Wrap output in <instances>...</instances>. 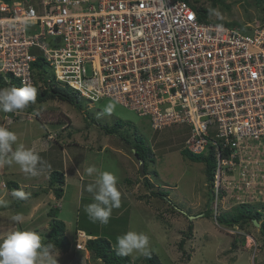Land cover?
Masks as SVG:
<instances>
[{"label": "built area", "instance_id": "built-area-1", "mask_svg": "<svg viewBox=\"0 0 264 264\" xmlns=\"http://www.w3.org/2000/svg\"><path fill=\"white\" fill-rule=\"evenodd\" d=\"M249 30L202 20L187 0H0V84L107 96L153 129L189 124L183 148L215 151L219 189L264 151V23Z\"/></svg>", "mask_w": 264, "mask_h": 264}, {"label": "rangeland", "instance_id": "rangeland-1", "mask_svg": "<svg viewBox=\"0 0 264 264\" xmlns=\"http://www.w3.org/2000/svg\"><path fill=\"white\" fill-rule=\"evenodd\" d=\"M192 2L195 3L194 0ZM226 2L230 7L219 6L214 17L228 23L224 25L250 31L257 24L264 23V2ZM199 4L208 6L209 2L200 0ZM11 81L16 87L17 82ZM78 97L79 106L56 99L35 103L33 107L15 113L0 111V123L6 120L8 128L18 135V143L26 148H30L34 137L47 138L48 133H52L54 143L51 144H55L47 153H38L41 158L47 155L48 159L42 158L45 166L36 176L22 172L16 164L11 167L6 165L0 171V206L6 209L9 198L16 213L23 215V212H17L18 205L29 209L45 198L40 205L44 208L37 211L32 222L21 225H14L12 219L0 222V239L11 231L30 229L40 233L44 242L53 219L47 211L56 206L59 208L57 218L65 222V235L70 242L68 250L61 249L63 253L57 257L58 264H87L83 258L84 251H78V257L73 259L79 231L107 237L114 245L118 236L130 230L148 235L149 249L158 254L162 264H264V237L260 226L248 224L244 228H229L219 225L216 219L221 211L243 202L262 209L264 151L255 152L249 167L238 165L228 172L233 179L221 183L219 189L216 188L219 196L215 194L211 201L205 164L191 161L181 153L191 135L189 124L177 123L153 129L148 116L142 117L110 97L104 96L97 101ZM109 103L114 104L111 114L104 112ZM16 114L17 117H14ZM117 120L131 122L120 131L129 135L132 142L141 135L153 150L156 162H149V178L155 185L153 190L157 191L159 186L169 191V200L151 194L152 188L150 190L145 186L140 163L130 148L117 136L106 134L101 129V125L112 127ZM257 161L256 167L254 163ZM93 165L100 171L114 173L122 193L121 206L113 209L107 225L92 222L85 212V206L94 202L93 193L87 191V186L96 178L95 174L87 175L85 169ZM49 169L65 174L62 198L54 195L47 200V193L51 191L54 194L50 187L52 174L45 173ZM45 177L49 178L47 182ZM14 180L24 185L23 190L29 195L27 200H18L7 194L10 190H18L12 184ZM28 180L30 184H27ZM4 183L8 187L3 186ZM44 188L47 191H43ZM222 191L224 194L220 196ZM35 192H38L39 198H35ZM46 200L48 203L45 205ZM0 217L4 216L0 214ZM190 226L192 232L189 234ZM183 238L185 243L180 248ZM234 241L236 247H233ZM131 258L135 264H144V255L140 253H133ZM91 260V263L104 264L95 257L93 260L96 261Z\"/></svg>", "mask_w": 264, "mask_h": 264}, {"label": "clouds", "instance_id": "clouds-1", "mask_svg": "<svg viewBox=\"0 0 264 264\" xmlns=\"http://www.w3.org/2000/svg\"><path fill=\"white\" fill-rule=\"evenodd\" d=\"M36 101L37 89L32 85L0 88V111L5 113L22 111ZM113 109L114 104L109 103L104 108V112L111 114ZM13 145H16L15 150ZM13 164L19 165L22 172L31 176L38 175L45 166V162L37 152L18 143V135L14 131L0 126V166L11 167ZM85 171L87 175L95 174L96 177L94 182L87 186V191L93 193L94 202L85 206V212L92 222L107 225L113 209L121 206L122 193L118 188V178L114 173L100 171L94 165L87 167ZM4 185L6 186L5 183ZM11 194L18 200L29 198L22 189L15 190ZM11 219L17 224L23 223V216L20 214L13 215ZM149 242V237L145 233L130 230L116 238L113 251L121 257H130L133 253L149 256ZM58 256L59 249L56 245L44 243L40 233L35 230H14L0 239V264H58Z\"/></svg>", "mask_w": 264, "mask_h": 264}, {"label": "trees", "instance_id": "trees-1", "mask_svg": "<svg viewBox=\"0 0 264 264\" xmlns=\"http://www.w3.org/2000/svg\"><path fill=\"white\" fill-rule=\"evenodd\" d=\"M10 1V0H6ZM191 3L192 0H187ZM195 3L194 7L198 11V14L202 20L210 21L216 24H228L225 21H222L221 19H215V13L219 6H226L227 8L230 7V5L226 2V0H208L209 5L206 6L204 4H199L200 0H194ZM257 3L263 4L264 0H256ZM263 12H264V6ZM35 66L41 69L39 76H43L45 67L44 62L41 60L37 61L35 63ZM2 79V77H0ZM14 80V79H12ZM17 82L16 87H22L20 82L18 80H15ZM13 84V83H12ZM5 83L0 84V88H4ZM37 89V101L36 103L45 102L48 100H61L66 103L72 104L73 106H79L78 105V94L72 90H70L67 87H61V86H54L53 83L49 84L46 88H40L36 87ZM34 104H30L28 108L33 107ZM91 119V118H90ZM131 124V122H124L117 120L114 122V124L111 126L107 125H101V129L106 134H112L117 136L120 140L123 141L124 144H126L127 147L130 148L131 152L134 154V157L139 161L140 167H141V173L144 176V184L147 188L151 190V194L153 196H161L162 198L169 200V191H166L164 189H161L158 186V190H153L154 183L151 182L149 178V162H156L155 155L153 153V150H151L150 147H148L146 144V141L144 140V137L136 136V139L134 142L130 139L129 135H125L123 132L120 131L121 128L124 126ZM70 136V134L68 135ZM181 153L184 157L189 158L191 161L194 162H200L205 164V173L208 181L209 186V195L211 201H213L215 194L219 196V192H217L215 188V173H216V153L214 150H210L207 154L205 153H194L189 151L188 149L182 148ZM157 175V172H154ZM52 177L50 180V187L53 191L54 195L57 198H62L64 195V185H65V174L64 172H61L59 170H52L51 172ZM129 183L131 181L127 179ZM12 184L14 188L20 189L19 184L16 181H12ZM148 189V190H149ZM47 191V189H43V191ZM224 192H221L220 196H223ZM34 195H38V192H35ZM261 208H254V204L252 203H246L243 202L238 205H234L233 207L229 208L228 210L221 211L217 216L216 219H218L219 225L226 226L229 228L233 227H240L244 228L248 224L253 223V219H256L260 223V232L262 236L264 237V203L260 204ZM58 207H53L51 210H49L48 215L52 217L51 221V227L48 231V235L44 243H54L57 248L62 250H68L70 246V242L65 235L66 231V224L63 220L57 218L58 217ZM212 212V208L210 209ZM207 214V213H206ZM192 232V226H190V232ZM90 235H94V238H89L86 241V247L88 250H90L94 257L97 259H101L104 264H135L130 257H121L117 256L116 253L113 251V244L110 241L109 238L98 235L97 233L88 232ZM188 234V235H189ZM189 237V236H187ZM186 237V238H187ZM185 243V238H183L180 241V248H183ZM234 241L233 247L237 246ZM150 250V249H149ZM185 252V251H184ZM144 264H162L160 261V258L156 252L153 250H150L149 256H144Z\"/></svg>", "mask_w": 264, "mask_h": 264}, {"label": "crops", "instance_id": "crops-1", "mask_svg": "<svg viewBox=\"0 0 264 264\" xmlns=\"http://www.w3.org/2000/svg\"><path fill=\"white\" fill-rule=\"evenodd\" d=\"M6 115V114H5ZM30 118V117H29ZM5 119H7V118H5ZM0 126H4V127H7L8 128V126H7V124H6V120H3V123H0ZM46 139V140H45ZM49 140H51V141H49ZM51 142H53L54 143V138H53V135H52V133H48V137L47 138H44V136H42V137H34L33 139H32V141H31V144H30V149H33L35 152H37V153H39V154H43V153H47V151L48 150H50L51 149V146L53 145V144H51ZM54 147H55V144L53 145ZM15 147H16V145H14V147H13V150H15ZM42 158H43V160H46L47 161V159H48V156L46 155L45 157H43L42 156ZM45 162V161H44ZM2 167V168H1ZM7 166L5 165V166H0V171H3V168H6ZM5 171V170H4ZM41 172V171H40ZM39 172V173H40ZM51 172H52V169L50 170H47V171H45V173L47 174V175H49V174H51ZM45 179H46V182L49 180V178L48 177H45ZM42 180H44V177H43V179ZM14 181H16L17 182V180H14ZM29 181L30 180H28L27 182V184H30L29 183ZM31 182V181H30ZM36 182V181H35ZM18 184H19V187H20V189H22L23 190V188H24V185L23 184H21V183H19V181L17 182ZM3 186H4V184H3ZM6 187H8V185L6 186ZM33 189H34V187H33ZM36 189V188H35ZM13 191L12 190H10L7 194L8 195H11L12 196V193ZM48 194V198H47V200H49V199H52V198H54L55 196H54V194H52V192L50 191L49 193H47ZM28 195V194H27ZM7 196V195H6ZM10 196V198H12ZM1 197V196H0ZM28 197H29V195H28ZM35 197V196H34ZM7 198V197H6ZM35 198H39V195H36V197ZM45 200V198H43V199H41V200H38L36 203H34L33 205V207H31V208H29V209H22V208H20L19 207V205H18V210H17V212H23L24 214L22 215L23 216V223H21V224H24V223H26V222H32L33 220H34V218L36 217L35 215H36V213H37V211L38 210H41V209H43L44 208V206H42V207H40V205L41 204H43V201ZM47 200H46V202H45V205L48 203L47 202ZM1 201V200H0ZM22 201H24V200H22ZM20 202V204H21V201H19ZM9 206H6V209H5V206H0V214L1 215H3L4 217H0V222H3V221H6V220H10L11 219V217L13 216V215H16L17 213H16V211H15V209H13L12 207H13V205H12V201H11V199H9L8 198V201L6 202ZM0 204H2V203H0ZM40 207V208H39ZM54 207H56V206H54ZM4 208V209H3ZM8 208H12V209H10L11 211H9L8 210ZM48 212H49V210L47 211V214H48ZM49 221V220H48ZM13 224L14 225H16L17 223L16 222H13ZM21 224H19V225H21ZM31 225V224H30ZM47 228V226L46 227H44V229H46ZM49 229V228H48ZM84 232V231H83ZM44 233H46V231H44ZM43 233V234H44ZM85 233V232H84ZM86 234V233H85ZM96 234V233H95ZM87 236H88V238H94V235H90L89 233H87L86 234ZM59 249V248H58ZM77 249V248H76ZM78 251H84V253H83V258L85 259V261H86V263L87 264H96L97 262H93V263H91L90 262V260L92 259L93 260V258H94V255H93V253L90 251V250H88L87 249V247L85 248V249H77L75 252H74V255H73V259H76L77 257H78ZM61 253H63V251L61 250V249H59V255H61ZM72 259V260H73ZM96 259V258H95ZM91 260V261H92ZM98 260V262H102V260L101 259H97ZM93 261H96V260H93ZM73 262V261H72ZM103 263V262H102ZM72 264V263H71Z\"/></svg>", "mask_w": 264, "mask_h": 264}, {"label": "water", "instance_id": "water-1", "mask_svg": "<svg viewBox=\"0 0 264 264\" xmlns=\"http://www.w3.org/2000/svg\"><path fill=\"white\" fill-rule=\"evenodd\" d=\"M253 223H254L256 226H260V223H259L256 219H253Z\"/></svg>", "mask_w": 264, "mask_h": 264}]
</instances>
